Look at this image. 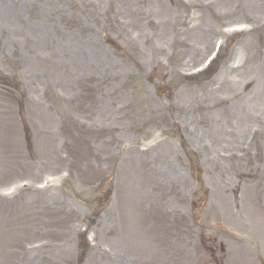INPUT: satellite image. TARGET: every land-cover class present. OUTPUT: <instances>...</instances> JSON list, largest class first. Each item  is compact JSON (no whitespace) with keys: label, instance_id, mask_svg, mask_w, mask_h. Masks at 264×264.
I'll use <instances>...</instances> for the list:
<instances>
[{"label":"rangeland","instance_id":"374dc122","mask_svg":"<svg viewBox=\"0 0 264 264\" xmlns=\"http://www.w3.org/2000/svg\"><path fill=\"white\" fill-rule=\"evenodd\" d=\"M0 264H264V0H0Z\"/></svg>","mask_w":264,"mask_h":264},{"label":"bare ground","instance_id":"6f19581e","mask_svg":"<svg viewBox=\"0 0 264 264\" xmlns=\"http://www.w3.org/2000/svg\"><path fill=\"white\" fill-rule=\"evenodd\" d=\"M3 17V16H2ZM112 96H115V93H112ZM223 133V134H228L225 132V129L222 127V129H218L216 133ZM229 136V135H228ZM160 140V139H159ZM244 152V153H243ZM246 149L239 148L230 150V157L232 161H229L228 163L223 162V159L220 158L221 162H216L217 165L223 164L225 167L224 169L230 173L233 172L236 175L239 174V172H243L244 167L241 165V161L245 156ZM230 164V165H227ZM227 175V174H226ZM227 180L225 181V184L219 187V192L220 194H224L225 197H227L228 202L230 203L231 207L230 209L232 211H235V209L238 207L239 203H241V199L243 198V191H240V188L237 184H234V182H230V178H226ZM233 193V197H230V194Z\"/></svg>","mask_w":264,"mask_h":264}]
</instances>
